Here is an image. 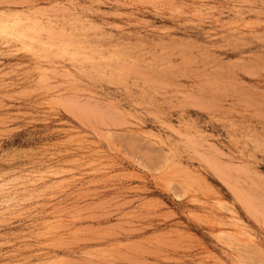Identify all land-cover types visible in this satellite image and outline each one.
I'll return each mask as SVG.
<instances>
[{"label": "rangeland", "instance_id": "374dc122", "mask_svg": "<svg viewBox=\"0 0 264 264\" xmlns=\"http://www.w3.org/2000/svg\"><path fill=\"white\" fill-rule=\"evenodd\" d=\"M31 14L44 42L0 34V264H264V0H0Z\"/></svg>", "mask_w": 264, "mask_h": 264}, {"label": "bare ground", "instance_id": "6f19581e", "mask_svg": "<svg viewBox=\"0 0 264 264\" xmlns=\"http://www.w3.org/2000/svg\"><path fill=\"white\" fill-rule=\"evenodd\" d=\"M22 14V13H21ZM66 14V13H65ZM29 16V15H27ZM43 18V17H42ZM48 18V17H47ZM36 19H39L37 18L36 15H30L29 17H26L25 20L23 21L21 19V17H15V19H9V18H6L5 17L3 18H0V34L4 33V36L8 37V38H15L17 39V41L19 40L21 45H27L29 44L30 42L34 41V40H40L42 42L43 39L40 38V36L38 38H36V32L37 30L39 29H42V27H44V24L43 23H40L38 22ZM61 20V19H60ZM41 21V19H40ZM50 22V21H49ZM60 22V21H59ZM47 23V21H46ZM49 23H47L48 25ZM62 25V24H61ZM54 27V26H53ZM54 29V28H53ZM63 30L66 31L65 27L62 28ZM52 30V29H50ZM58 30V29H56ZM67 30H69L67 28ZM39 33V32H37ZM66 33V32H65ZM43 35H44V32H43ZM2 37V35H1ZM4 38V37H3ZM6 39V38H4ZM57 39V38H56ZM14 40V39H12ZM6 41V40H5ZM72 41V40H71ZM46 42V41H45ZM53 42V40H52ZM48 43V42H47ZM28 46V45H27ZM30 48H32V45L31 46H28ZM42 49L44 47H41ZM40 49V48H39ZM35 54V53H34ZM46 62V61H45ZM44 67V66H43ZM75 72V71H74ZM250 201V200H249ZM232 221V220H231ZM239 224V223H238ZM245 233V232H244ZM236 234V233H235ZM244 240V239H243ZM250 242V241H249ZM246 244V243H245ZM249 244V243H248Z\"/></svg>", "mask_w": 264, "mask_h": 264}]
</instances>
